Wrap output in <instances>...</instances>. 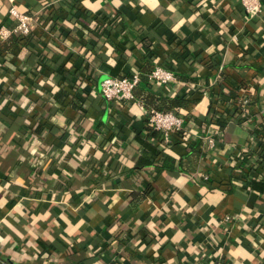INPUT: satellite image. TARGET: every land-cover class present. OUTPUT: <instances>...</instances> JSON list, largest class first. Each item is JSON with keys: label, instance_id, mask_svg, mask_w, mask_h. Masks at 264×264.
<instances>
[{"label": "crops", "instance_id": "obj_1", "mask_svg": "<svg viewBox=\"0 0 264 264\" xmlns=\"http://www.w3.org/2000/svg\"><path fill=\"white\" fill-rule=\"evenodd\" d=\"M262 5L0 0V28L16 25L13 6L36 18L27 45L0 36V264H264ZM110 16L114 37L87 31ZM138 54L178 82L143 78L136 101H106L101 82L134 73ZM239 87L254 94L249 121L222 128ZM151 93L180 99L189 145L155 137L138 102ZM195 134L221 137L207 149Z\"/></svg>", "mask_w": 264, "mask_h": 264}, {"label": "built area", "instance_id": "obj_2", "mask_svg": "<svg viewBox=\"0 0 264 264\" xmlns=\"http://www.w3.org/2000/svg\"><path fill=\"white\" fill-rule=\"evenodd\" d=\"M244 8V11L249 17H254L259 15L262 12L263 5L262 0H239ZM10 15L16 20V25L12 28L2 27L0 28V36L3 40H9L12 37H26L29 36L34 30V26L36 24V18L22 13L18 10L17 7L13 6L10 10ZM95 19H98L95 17ZM101 20V19H98ZM97 20V21H98ZM94 25L90 26V31L94 34H99L102 32V27L104 29L105 23L101 20L98 21L102 26L100 27L96 22ZM91 27H93L91 29ZM143 74L140 71H134L133 74L126 77H117L110 76L105 78L101 82L100 93L102 97L108 101H136L135 91L143 82ZM147 79L151 82L160 83L162 85H172L178 82V78L175 73L169 69L165 68L161 65H154L148 70L145 75ZM245 88V87H243ZM240 87L238 88L239 91ZM253 95L252 89L250 87H246L244 93L237 99L234 100L228 99V104L230 108L222 106V110L230 109V110H239V113L245 115L242 117L245 121L247 118V114L250 112L251 106V96ZM141 107L145 110V114L147 115V121L152 128L161 134L163 138V142L166 145H171L172 143H176L179 141L183 145H188L185 142V137L182 138V134L185 132L188 133L191 137V133L186 129V120L184 117L177 115L173 111H159L155 108H146L145 105L138 101ZM221 106V105H220ZM241 115V116H242ZM249 121V120H247ZM181 134V137L179 135ZM195 134L193 137L200 138L207 149H214L216 147L217 141L221 137V134L213 135V134ZM257 139H262V136L255 135ZM256 141V140H255ZM254 142V140H253ZM239 156V155H238ZM240 157V156H239ZM220 169V168H217ZM205 179H208V176L204 175ZM221 264H233L231 262L221 260Z\"/></svg>", "mask_w": 264, "mask_h": 264}, {"label": "trees", "instance_id": "obj_3", "mask_svg": "<svg viewBox=\"0 0 264 264\" xmlns=\"http://www.w3.org/2000/svg\"><path fill=\"white\" fill-rule=\"evenodd\" d=\"M80 11H82V9H81V7L80 6H77L76 5V7H71L70 8V10L68 11V14H70L71 16H72V18H74L76 15H77V13H79ZM116 18H113V17H106V22H104L105 23V25H104V29H103V27H102V32H106V34L108 33L109 35H111L112 37H114V35L116 34L115 32L113 33V31L110 29L109 30V24L111 23V25L113 24V22L114 23H119L118 21H116L115 20ZM93 20H95L94 22H96L100 27L102 26V24H100L98 21H101V20H98V19H95V18H92V21L88 24V27H87V31L89 32V33H92L91 31H90V26L93 24L94 25V23H93ZM98 20V21H97ZM92 25V26H93ZM95 26V25H94ZM120 26H121V28L123 29V27H125L126 25L125 24H123V23H120ZM93 27H91V29H92ZM18 40V39H17ZM25 42V45H27L26 43L28 42V39H25L24 37H22V38H20L19 40H18V42ZM114 43V42H113ZM113 48L115 49V51L118 53V55H119V58H120V62L121 63H123L124 62V57L125 56H127V52H128V50H126V49H124V48H122V47H120L118 44H113ZM90 54V52H87L86 54H85V56L86 57H88V56H90L89 55ZM138 56L140 57L139 58V61L138 62H140V64H138V67H137V70L136 71H140V73L141 74H143L142 76H143V78H145V81H146V84H147V82L148 83H153V82H151V81H149L148 79H147V77L145 76L146 74H147V72H148V67H150V66H148V65H145L146 64V60L144 59V57H142V55H140V54H138ZM76 56H72L71 57V61H75L76 60ZM43 63H41V65L39 64L38 65V69H36V72L37 73H41L42 71H43V66L42 65H45V63H44V61H42ZM119 62V64L120 65H122L121 63ZM47 66H48V63L46 64ZM145 65V66H144ZM154 65H159V64H154ZM161 66H163V67H165V68H169L170 69V67L168 66V65H161ZM65 67V66H64ZM147 67V68H146ZM66 68V67H65ZM146 68V69H145ZM172 71H173V69H172ZM174 72V71H173ZM175 73V72H174ZM133 74V73H132ZM175 75H176V73H175ZM126 76H129V75H118L117 77H126ZM154 83H156V82H154ZM156 84H158V85H160V86H167V85H162V84H160V83H156ZM59 85H60V83H59ZM246 88V87H245ZM245 88H240V91L242 92V93H244V91H245ZM138 89V88H137ZM136 89V91H135V95H137L138 94V90ZM232 90V89H231ZM153 95V96H152ZM156 94L155 93H151V95L149 96V97H147V96H145L144 97V103H145V107L146 108H155L156 110H159V111H173V112H175L177 115H179V116H182L183 117V115H182V113L180 112L181 110H179L181 107H182V104H181V101H180V99L179 98H170V97H165V96H163V97H161V98H157L156 96H155ZM242 94H240V93H232V91L231 92H229V94L227 95V98H230V99H233L234 98V100H237L240 96H241ZM254 98V94L251 96V99H250V102H251V100ZM226 103L227 102H225V101H223V103H221L222 105L221 106H225L226 105ZM147 104H149V105H147ZM228 104V103H227ZM184 106H185V104H184ZM221 115L222 116H220V119H218V122L217 123H219L220 122V126L223 128L224 127V125L229 121V119L230 118H232L234 115H232V114H234V113H239V110H233L231 113L230 112H228V109H224V110H222L221 112ZM235 117V116H234ZM151 128H152V126H150ZM153 129V128H152ZM154 130V129H153ZM154 135H155V137L156 136H158L157 134H159V137H160V139H161V142L163 143V138H161V134L159 133V132H157V131H155L154 130ZM179 137H181V134L179 135ZM183 137H185L186 139H185V142L189 145L191 142H192V140L194 139V138H192V137H190V135L188 134V133H186L185 132V134L183 133L182 134V138ZM179 143H181L180 141H179ZM182 144V143H181ZM262 159H263V163H264V154L262 155ZM261 162V161H260ZM261 164H262V162H261ZM264 165V164H263ZM219 173V171H218V169L217 168H213V169H210V171L208 172V179H205V181H206V184L207 185H209L210 186V184H213V183H215L216 182V178H215V175L216 174H218Z\"/></svg>", "mask_w": 264, "mask_h": 264}]
</instances>
